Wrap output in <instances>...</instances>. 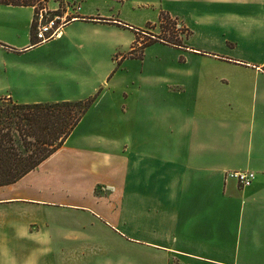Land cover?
Here are the masks:
<instances>
[{"label":"crops","instance_id":"0c3cea01","mask_svg":"<svg viewBox=\"0 0 264 264\" xmlns=\"http://www.w3.org/2000/svg\"><path fill=\"white\" fill-rule=\"evenodd\" d=\"M75 1L36 46L34 8L0 6V98L101 92L56 153L0 188V264H35L5 260V230L15 251V214L53 210L120 238L103 247L123 264H264V0ZM162 15L188 31L176 63L117 81L115 58ZM247 172L250 187L228 177Z\"/></svg>","mask_w":264,"mask_h":264},{"label":"rangeland","instance_id":"374dc122","mask_svg":"<svg viewBox=\"0 0 264 264\" xmlns=\"http://www.w3.org/2000/svg\"><path fill=\"white\" fill-rule=\"evenodd\" d=\"M34 3L36 5L35 15L45 9L48 12L47 22L55 21L51 33L45 38L57 32L69 21V18L62 19L67 6L73 8L77 4L75 0H45L42 5ZM34 20L36 23L35 38L39 40L37 38V16ZM179 26L172 22L166 23L163 30L160 28L155 30L146 26L141 31L143 34H139L140 36L137 37L136 41L138 42L132 45V52L121 54V57L115 58L116 69H118L115 76L117 81H127L136 72L143 71L148 74L155 68L175 64L178 50H174L170 43L180 41V44L183 45L188 38V31ZM160 38H164L169 43L161 44ZM154 40H159L158 44L140 52V47L144 43L155 42ZM58 46L59 44L56 43L45 46L39 52L40 57L51 56L58 50ZM133 57L134 59H130ZM124 59L126 61L122 62ZM189 64L193 63H187V65ZM24 214L27 220L21 219L22 216L18 219L15 214V224H17L15 226V251L12 250L14 244L9 241V238L14 235L10 233L11 231L5 230V260H24L35 264H123L120 257L123 256L125 250L119 249L115 254L110 255L103 247L105 245L122 247V240L101 225L91 223L79 214L66 215L56 210L51 213ZM12 215V213H5V220H10ZM8 242L9 244H7Z\"/></svg>","mask_w":264,"mask_h":264},{"label":"trees","instance_id":"16d2710c","mask_svg":"<svg viewBox=\"0 0 264 264\" xmlns=\"http://www.w3.org/2000/svg\"><path fill=\"white\" fill-rule=\"evenodd\" d=\"M44 1L0 0V6L36 9L34 2L42 5ZM168 22L172 21L162 15V30ZM35 27L34 20L31 28L33 46L43 43L36 40ZM160 40L158 41L161 43H169L164 38ZM154 41L144 43L140 52L158 42ZM170 44L183 46L180 41ZM100 93L99 91L92 97L75 102L26 105L0 98V188L16 184L56 153L71 137Z\"/></svg>","mask_w":264,"mask_h":264},{"label":"built area","instance_id":"2783aa9c","mask_svg":"<svg viewBox=\"0 0 264 264\" xmlns=\"http://www.w3.org/2000/svg\"><path fill=\"white\" fill-rule=\"evenodd\" d=\"M36 16H37V23H38L37 38L42 42L49 41L50 39L53 38L56 32L51 34V36H49L48 38H45V37L51 33L53 26L55 24V21L51 20L47 22L46 18L48 16V12L45 9L40 10ZM228 177L235 179L242 188L250 187L254 180V175L248 172L247 173H236V174L228 175Z\"/></svg>","mask_w":264,"mask_h":264},{"label":"bare ground","instance_id":"6f19581e","mask_svg":"<svg viewBox=\"0 0 264 264\" xmlns=\"http://www.w3.org/2000/svg\"><path fill=\"white\" fill-rule=\"evenodd\" d=\"M61 29V28H60ZM60 29L57 30L56 34L53 36L54 38L59 37L60 36ZM47 41H44L43 43H45Z\"/></svg>","mask_w":264,"mask_h":264}]
</instances>
